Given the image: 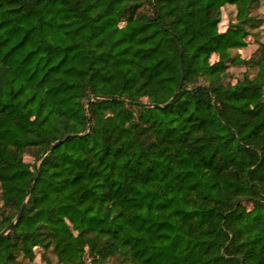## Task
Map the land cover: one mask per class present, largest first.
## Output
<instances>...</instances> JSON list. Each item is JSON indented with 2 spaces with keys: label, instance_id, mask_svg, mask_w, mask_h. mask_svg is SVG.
Returning a JSON list of instances; mask_svg holds the SVG:
<instances>
[{
  "label": "trees",
  "instance_id": "16d2710c",
  "mask_svg": "<svg viewBox=\"0 0 264 264\" xmlns=\"http://www.w3.org/2000/svg\"><path fill=\"white\" fill-rule=\"evenodd\" d=\"M259 1L0 0V264H264Z\"/></svg>",
  "mask_w": 264,
  "mask_h": 264
},
{
  "label": "rangeland",
  "instance_id": "374dc122",
  "mask_svg": "<svg viewBox=\"0 0 264 264\" xmlns=\"http://www.w3.org/2000/svg\"><path fill=\"white\" fill-rule=\"evenodd\" d=\"M251 17L254 18V26L252 30H250V38L248 39L251 42V45L246 47L243 50H240V52L235 51L233 52V56L238 55V65H230L229 71H228V81L229 83L236 84L239 81H241L244 77V74L246 72H249L250 75L254 76L256 73V70L250 69L247 70V68L244 66L245 62L252 58L255 54H258L259 46L264 43V0L259 1L254 5V8L251 12ZM236 19V9L233 6H227L222 11L221 16V24L220 29L221 31H226L229 24L235 22ZM219 61L218 56L214 55L211 58V63L215 64ZM36 112L34 111V115ZM25 161L29 163L30 165H34L35 160L31 155L25 156ZM1 190H0V205H1ZM36 258L34 260L35 264H45V261L43 260V256L46 254L44 250L38 246L36 248ZM47 256L49 254L47 253ZM51 260L56 262L57 259L52 255L50 256ZM88 263L90 261L88 260ZM105 264H119L116 260L112 259L106 262Z\"/></svg>",
  "mask_w": 264,
  "mask_h": 264
},
{
  "label": "water",
  "instance_id": "95a60500",
  "mask_svg": "<svg viewBox=\"0 0 264 264\" xmlns=\"http://www.w3.org/2000/svg\"><path fill=\"white\" fill-rule=\"evenodd\" d=\"M155 107H157V106H155ZM60 143H61V141L56 142V144L53 147L54 148L57 147ZM18 218H19V216H18ZM9 229H10V227H7L4 231H2L0 233V237L3 236L4 234H6L9 231Z\"/></svg>",
  "mask_w": 264,
  "mask_h": 264
}]
</instances>
